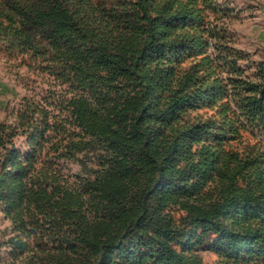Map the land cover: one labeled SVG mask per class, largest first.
Segmentation results:
<instances>
[{
    "label": "trees",
    "instance_id": "obj_1",
    "mask_svg": "<svg viewBox=\"0 0 264 264\" xmlns=\"http://www.w3.org/2000/svg\"><path fill=\"white\" fill-rule=\"evenodd\" d=\"M241 10L0 0L25 89L0 118V264H264V48L240 47Z\"/></svg>",
    "mask_w": 264,
    "mask_h": 264
},
{
    "label": "rangeland",
    "instance_id": "obj_2",
    "mask_svg": "<svg viewBox=\"0 0 264 264\" xmlns=\"http://www.w3.org/2000/svg\"><path fill=\"white\" fill-rule=\"evenodd\" d=\"M233 1L237 8L242 9L239 19L233 23L240 47L251 52L264 48V0ZM20 72L22 77L26 75L25 69ZM19 79L0 51V118L4 117L7 104L14 103L15 95H21L25 91ZM2 227L0 214V229Z\"/></svg>",
    "mask_w": 264,
    "mask_h": 264
}]
</instances>
